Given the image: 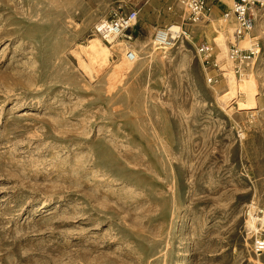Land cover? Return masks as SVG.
<instances>
[{
	"label": "rangeland",
	"instance_id": "obj_1",
	"mask_svg": "<svg viewBox=\"0 0 264 264\" xmlns=\"http://www.w3.org/2000/svg\"><path fill=\"white\" fill-rule=\"evenodd\" d=\"M119 6L0 0V264H264L248 223L264 210V12L262 55L236 76L248 103L195 49L224 70L233 19L166 50L138 23L130 62L93 31Z\"/></svg>",
	"mask_w": 264,
	"mask_h": 264
},
{
	"label": "built area",
	"instance_id": "obj_2",
	"mask_svg": "<svg viewBox=\"0 0 264 264\" xmlns=\"http://www.w3.org/2000/svg\"><path fill=\"white\" fill-rule=\"evenodd\" d=\"M217 0H175L180 5L183 15L182 24H170L165 27H157L153 35V45L160 49H170L181 39L189 37L186 31V25H190L208 18L211 15L209 3ZM230 3L227 11L222 15L225 20L233 19L235 28L232 34V40L229 42L228 56L233 65L234 76H240L246 68L255 63L262 55V44L258 37L251 36L257 19V12H264V0H227ZM139 11H124L122 6L114 10V13L106 19L98 21L94 27V34L104 43L112 46L116 40H126L132 42L136 39L135 27L138 23ZM174 25L180 27V31L173 32ZM249 39L248 46L242 47L241 43ZM197 56L203 64L218 68L221 76H225L223 70L216 60H214L215 47L207 40L202 41L195 47ZM128 61L136 60L137 55L129 49L125 53ZM225 71V72H223ZM214 78L209 77L208 83H213ZM249 226L257 233L264 230V210L258 207H251L248 211ZM258 227V228H253ZM254 250L257 254L264 253V239L257 237L254 241Z\"/></svg>",
	"mask_w": 264,
	"mask_h": 264
},
{
	"label": "crops",
	"instance_id": "obj_3",
	"mask_svg": "<svg viewBox=\"0 0 264 264\" xmlns=\"http://www.w3.org/2000/svg\"><path fill=\"white\" fill-rule=\"evenodd\" d=\"M116 2L125 8L124 11H139V28L144 32L170 24H182V18H185L180 5L175 0H116ZM209 4L210 17H222L230 6L227 0H217ZM178 12H180V19L176 20L175 16ZM135 35H137L136 32Z\"/></svg>",
	"mask_w": 264,
	"mask_h": 264
},
{
	"label": "bare ground",
	"instance_id": "obj_4",
	"mask_svg": "<svg viewBox=\"0 0 264 264\" xmlns=\"http://www.w3.org/2000/svg\"><path fill=\"white\" fill-rule=\"evenodd\" d=\"M172 31L173 32H177V31H180V27L177 26V25H174V27L172 28ZM116 41H119V40H116ZM116 41L112 42V45L114 46ZM121 41V39H120ZM135 41V40H134ZM90 42L92 43V48H93V52L94 53H100V55L102 53H104L103 49H101L100 47V42H99V39L98 38H94L93 40H90ZM121 42H124L126 43V45H128V48H132L134 42H128L126 40H122ZM216 42L218 43V45L220 46V49H221V52L219 53V56L218 58L219 59H224L225 62H226V68L224 69L226 72L225 74V78H226V83H227V86L229 88V90L232 92V94H236V92L238 91H243L245 93V95L247 96V101L248 103H252L253 102V82L249 76L244 79V80H240V82L236 79V77L234 76L231 68H230V65H231V61L229 59V56H228V52H227V45H226V37L225 35H223L222 37L218 38V40H216ZM177 44V43H176ZM109 50L111 48H108ZM158 49V48H156ZM133 50V49H132ZM134 51V50H133ZM137 55V52L134 51ZM138 58H136L137 60ZM246 77V76H245ZM254 228V227H253Z\"/></svg>",
	"mask_w": 264,
	"mask_h": 264
}]
</instances>
